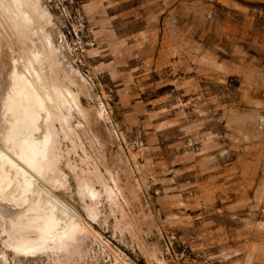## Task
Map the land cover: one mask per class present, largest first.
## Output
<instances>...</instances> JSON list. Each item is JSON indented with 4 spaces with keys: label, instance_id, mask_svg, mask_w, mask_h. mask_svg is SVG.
Masks as SVG:
<instances>
[{
    "label": "rangeland",
    "instance_id": "obj_1",
    "mask_svg": "<svg viewBox=\"0 0 264 264\" xmlns=\"http://www.w3.org/2000/svg\"><path fill=\"white\" fill-rule=\"evenodd\" d=\"M27 1L25 37L0 1V65L44 47L73 99L50 179L22 202L15 177L0 210L77 228L24 253L0 215V264H264V0Z\"/></svg>",
    "mask_w": 264,
    "mask_h": 264
},
{
    "label": "bare ground",
    "instance_id": "obj_2",
    "mask_svg": "<svg viewBox=\"0 0 264 264\" xmlns=\"http://www.w3.org/2000/svg\"><path fill=\"white\" fill-rule=\"evenodd\" d=\"M10 4H12V6L7 4L6 7H3L5 11L2 7L0 10H3V13H10L8 15L11 23L10 27L18 34L17 36H19L20 33V37H25L22 28L30 24L31 21H33V24L35 22L34 19H31L32 15H29V8H33V6L27 0H11ZM1 6H3V3ZM12 7L15 9H11ZM30 29H27L29 33L31 31ZM11 32L13 33L12 30ZM7 35H9V33ZM9 37L11 36L9 35ZM31 38L32 37H30V43H33V38ZM18 40H20L19 37ZM4 42L3 44L6 43ZM17 43L21 45V42L17 41ZM23 43L25 42L23 41ZM11 44L13 43L11 42ZM7 45H9V43H7ZM1 46L3 47L2 44ZM32 48H34V46ZM42 48V51H33V49L30 50L28 47L26 49L29 50V53L24 49V51L27 52V56L20 63H16L14 60L16 57L13 56L14 58L10 59L12 60V64L6 62L7 58H4L5 61H2L0 65V73L4 71V73L6 72V76H8L6 80L7 86H5V82L3 83L4 85L0 84V134L2 133L1 138L3 141L2 143L5 144V149L15 157V159H12L5 153L0 152V189H6L13 182L15 177H18L21 180L20 183L23 184L22 202L26 201L28 197L33 200V194L35 192V178L33 175H36L38 178L50 179L49 173L54 161L52 151L53 140L49 131L50 126L48 127L47 123L54 115V109L58 105L59 99L61 100L60 107L68 104L66 96H68V99L69 97L73 99L68 90L64 91V89H62V91L57 85L51 63L48 61L44 47ZM8 50L9 49H7V51ZM19 52L21 53V51ZM1 56H4V54ZM22 58L16 59L21 60ZM42 61L44 62L42 63ZM46 68L47 71L45 70ZM2 75H0V79ZM3 88H7L5 93ZM41 123H45L43 124L45 127L42 126ZM36 133L42 135L39 134L35 136ZM88 196H90V194H88ZM9 210H5V208L4 210H0V215L8 219L10 223L9 228L12 229L13 232H15L16 229L21 231L22 238H19V242L13 245V247L20 252L32 253L33 250L37 248L47 249L50 243L59 246L65 239L71 238L72 233H74L77 228L74 224H66L67 222L63 227H59L58 221L56 220L57 222H55L57 216L52 220L54 221L53 223L49 219L50 223L49 221L45 224L40 222L37 226V219L39 218L40 221H42V216L33 215L32 213L26 218H19V215ZM21 220L25 221L23 222ZM34 227L38 229L37 233L39 232V236L37 240L35 239L33 241V239L26 238L25 234L28 232L31 233L30 231Z\"/></svg>",
    "mask_w": 264,
    "mask_h": 264
}]
</instances>
